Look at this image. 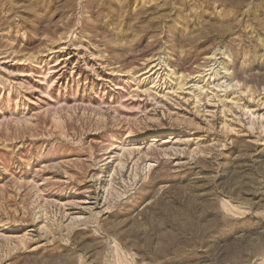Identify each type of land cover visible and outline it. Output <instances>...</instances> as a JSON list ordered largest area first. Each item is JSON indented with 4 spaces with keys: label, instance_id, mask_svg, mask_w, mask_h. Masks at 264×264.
<instances>
[{
    "label": "rangeland",
    "instance_id": "obj_1",
    "mask_svg": "<svg viewBox=\"0 0 264 264\" xmlns=\"http://www.w3.org/2000/svg\"><path fill=\"white\" fill-rule=\"evenodd\" d=\"M0 264H264V0H0Z\"/></svg>",
    "mask_w": 264,
    "mask_h": 264
}]
</instances>
